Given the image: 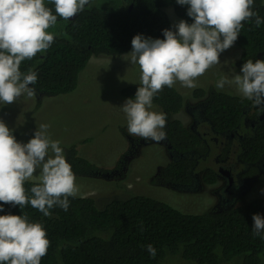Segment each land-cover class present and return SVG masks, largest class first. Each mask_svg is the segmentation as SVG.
<instances>
[{"label":"trees","instance_id":"16d2710c","mask_svg":"<svg viewBox=\"0 0 264 264\" xmlns=\"http://www.w3.org/2000/svg\"><path fill=\"white\" fill-rule=\"evenodd\" d=\"M108 2L109 0H103ZM124 9L118 4L116 11L93 5L85 7L74 20H62L48 30L59 32L45 53L24 60L20 70L37 73L36 87L41 95L51 97L69 94L78 85V76L93 55L115 57L132 51L131 41L141 34L153 39H164L163 30L175 31L168 13L173 8L179 19L191 24L187 5L177 0H126ZM48 8L55 13L51 0ZM121 5V6H120ZM253 11L264 19V0H254ZM242 49L240 63L264 60V23L256 27L254 20L245 21L234 44ZM140 84L126 86L124 98L135 99ZM206 98L207 118L217 130L236 127V121L247 107L257 114L264 105L256 106L252 100L202 89L194 91L195 98ZM166 115V137L173 149L186 152L201 150V140L181 121L173 119L184 107L182 95L174 87H165L153 99ZM226 125V127H223ZM164 129V130H165ZM246 161L254 159L252 153H264V122L255 134L247 137ZM257 155V156H258ZM181 161L161 167L153 183L177 182L187 184L196 161ZM66 161L77 177H104L114 169L102 168L81 156L75 146L66 150ZM118 178V179H122ZM203 182L213 183V171L203 173ZM109 181V180H108ZM38 181H26V192ZM131 189V188H129ZM95 197H69V208L54 207L45 217L27 205H3L0 215H27L29 222L41 223L47 232L50 247L41 264H164L167 255L179 256L194 264H264V239L253 234L254 214L264 216V199L259 198L244 206L222 212L210 209L200 214H186L149 195H136L107 199L99 209ZM2 203V202H0ZM264 235V234H262ZM156 249L152 257L147 246Z\"/></svg>","mask_w":264,"mask_h":264},{"label":"clouds","instance_id":"9594fccd","mask_svg":"<svg viewBox=\"0 0 264 264\" xmlns=\"http://www.w3.org/2000/svg\"><path fill=\"white\" fill-rule=\"evenodd\" d=\"M121 1L123 9L126 5H129V10L132 8L126 0ZM51 3L55 6L56 14H53L48 8L49 3L44 0H0V102L3 104H12L26 94L29 98L37 97L36 106L40 107V101L43 102L47 96L37 90L35 71L29 70L26 74L21 72L22 61L47 52L59 34L50 33V27L61 22V19L74 20L79 12L92 5L91 0H51ZM177 3L188 6L187 15L193 20L191 24L181 20L174 25L175 31L164 29V39L146 38L137 34L131 41L132 51L127 56L131 64L139 65L140 86L136 90L135 99L124 98L126 101L121 109L126 115L128 131L125 130L129 138H132L133 145L143 138L165 148L160 143L166 139V115L159 105L153 103L154 97L165 87L172 88L177 82L186 88L197 87V78L219 64L221 54L235 44L245 21L254 20L256 27L264 23V19L253 11L254 0H177ZM58 17L61 19L58 20ZM97 56L105 55L92 57ZM233 83L243 97L252 100L256 106L264 105V60H247L234 80L222 77L217 81L216 88L223 89L226 84ZM153 105L158 106L161 112L151 111ZM184 107L179 113L183 112ZM7 108H0V117ZM14 112L10 111L8 118ZM49 127L41 124L33 138L27 143H20L17 140L23 136L21 123L14 128L7 125V120L0 121V212L4 211L3 205L19 206L21 209L31 205L49 217L54 207L67 211L70 206L69 197L77 196L76 177L66 161V150L75 146L79 153L81 145L89 143L90 139L73 142L71 146L63 145L62 138L54 141L49 137ZM138 147L134 145L126 158L124 156L119 159L120 167L112 172L111 181L127 175L131 169L128 164L132 162ZM189 151L196 152L194 149ZM188 158L189 161H195ZM207 161L212 162L213 159L208 158ZM200 170L198 168L194 173ZM37 173L39 182L31 187L29 195L25 182L33 179ZM155 178L156 175H153L150 179L152 185L177 191V182L153 183ZM169 183L171 186H168ZM148 194L161 201L159 197ZM200 194H206L204 189ZM256 199L259 198L250 202L245 199L238 206ZM212 205L211 199L208 208ZM252 220L253 234L264 239V216L254 214ZM49 247L50 241L41 223L29 222L27 215H0V264H41ZM147 251L155 257L156 249L152 245L147 246Z\"/></svg>","mask_w":264,"mask_h":264},{"label":"rangeland","instance_id":"374dc122","mask_svg":"<svg viewBox=\"0 0 264 264\" xmlns=\"http://www.w3.org/2000/svg\"><path fill=\"white\" fill-rule=\"evenodd\" d=\"M91 2L94 7L113 11H116L118 4H122L121 0H109L108 2L91 0ZM168 16L173 26L181 21L171 7ZM128 53L130 52L115 56V58L92 57L80 74L78 87L74 92L43 98L39 108L36 106L37 97L29 98L26 94L12 104L0 102V108L9 107L0 117V121L6 122L7 120V125L14 128L21 123L23 136L17 140L20 143H27L33 138L41 124L49 125V137L54 141L62 138L63 145L71 146L73 142L79 143L89 138V143L81 145L79 154L99 167L114 169L121 157L128 156L133 145L126 133L127 118L121 109L126 100L121 90L126 86L140 83L141 71L139 65L129 62ZM242 53L240 47L233 45L221 54L219 64L212 66L203 76L197 78L195 81L197 87L186 88L179 82L173 87L178 90L185 102L190 101L191 103L195 102L192 95L196 89L217 90L219 93L245 98L239 93L234 83L226 84L223 89L216 88L217 81L222 77L234 80V77L240 74V68L243 65L240 63ZM10 111L15 112L8 118ZM151 111L160 113L161 109L153 105ZM182 113L176 117L184 119L187 125L190 117L186 106ZM151 141L142 138L134 144L139 147L133 154L132 162L128 164L131 169L123 177L124 179L108 181L104 177L75 176L77 196L95 197L99 201H96L97 207L103 209L109 203L102 205L107 199L116 196L126 197L129 191L136 195H149L150 193V195L159 197L163 203H169L183 213L205 212L211 202L209 196L158 188L150 183V179L157 174L160 166L168 162L166 149H162L159 143H151ZM208 164L213 165L212 162ZM38 179L37 173L30 181H38ZM262 190H264V181L252 189L246 201L250 202L255 198L264 199ZM164 264L194 263L182 260L179 256L167 255Z\"/></svg>","mask_w":264,"mask_h":264},{"label":"flooded vegetation","instance_id":"af4514ba","mask_svg":"<svg viewBox=\"0 0 264 264\" xmlns=\"http://www.w3.org/2000/svg\"><path fill=\"white\" fill-rule=\"evenodd\" d=\"M192 98L195 99L194 103L184 100L186 111L190 115L189 123L186 126L200 138L202 150L184 152L173 149L167 137L160 143L168 153L169 164L180 159H189L188 157L196 161L195 167L190 171L192 175L190 182L187 184L176 183L177 191L200 194L204 189L205 195L213 201L212 207L206 211L216 209L221 212L234 208L242 204L252 189L264 181V153L261 152L258 155V153L251 152L254 159L249 161L243 158L248 152L245 147L247 137L254 135L260 123L264 122V109L255 114L252 110L244 107L243 114L238 122L236 121L235 128L217 130L212 121L207 118V105L205 106L203 103L204 98H195L194 94ZM176 116L173 115L172 118L185 125L184 119ZM166 131L168 132V130ZM133 146L129 152L133 150ZM208 158L213 159V165H207L210 163L207 161ZM198 168L201 169L200 172L194 173ZM211 171L217 179L210 184L203 182V173ZM107 176L108 174H106ZM110 178H112L111 174L107 179L110 180ZM170 184L168 186H171Z\"/></svg>","mask_w":264,"mask_h":264}]
</instances>
